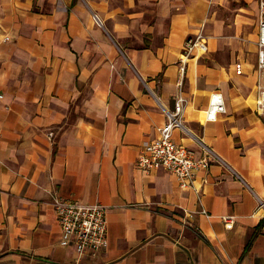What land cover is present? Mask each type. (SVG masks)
<instances>
[{"label": "crops", "instance_id": "1", "mask_svg": "<svg viewBox=\"0 0 264 264\" xmlns=\"http://www.w3.org/2000/svg\"><path fill=\"white\" fill-rule=\"evenodd\" d=\"M258 22V0H0V264H264ZM180 88L174 141L222 160L190 189L137 167ZM56 195L107 208L104 253L61 246Z\"/></svg>", "mask_w": 264, "mask_h": 264}, {"label": "built area", "instance_id": "2", "mask_svg": "<svg viewBox=\"0 0 264 264\" xmlns=\"http://www.w3.org/2000/svg\"><path fill=\"white\" fill-rule=\"evenodd\" d=\"M259 2V38L258 65L255 108L264 113V0ZM94 21L102 25L100 18L95 14ZM208 50L204 28L199 33L186 39L182 56L189 59L195 53L206 54ZM181 87V86H180ZM2 99V96H0ZM188 100L180 88L175 96L173 110L164 109L165 124L158 129V138L145 145L137 160V167L146 174L157 170H166L173 174L181 188H194L196 174L208 170L213 162L222 161L213 151L206 148L202 158L196 159L194 154L173 139L176 130L187 131L184 122V112ZM52 136V134H50ZM52 205L61 228V246L72 248L77 255V261L86 256L97 257L108 247L107 208L102 204L87 205L74 200L54 196ZM264 210V201L260 202ZM233 218L226 220L228 229L233 227Z\"/></svg>", "mask_w": 264, "mask_h": 264}]
</instances>
